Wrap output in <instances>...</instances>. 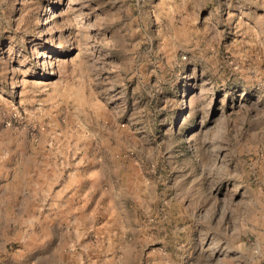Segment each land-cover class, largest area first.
Listing matches in <instances>:
<instances>
[{
	"label": "rangeland",
	"instance_id": "rangeland-1",
	"mask_svg": "<svg viewBox=\"0 0 264 264\" xmlns=\"http://www.w3.org/2000/svg\"><path fill=\"white\" fill-rule=\"evenodd\" d=\"M0 264H264V0H0Z\"/></svg>",
	"mask_w": 264,
	"mask_h": 264
}]
</instances>
